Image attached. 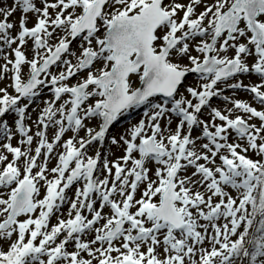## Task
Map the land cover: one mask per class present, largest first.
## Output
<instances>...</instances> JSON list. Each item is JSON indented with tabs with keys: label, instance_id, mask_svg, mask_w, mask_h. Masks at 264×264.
Segmentation results:
<instances>
[{
	"label": "snow or ice",
	"instance_id": "6c2138e0",
	"mask_svg": "<svg viewBox=\"0 0 264 264\" xmlns=\"http://www.w3.org/2000/svg\"><path fill=\"white\" fill-rule=\"evenodd\" d=\"M0 85V264H264V0H13Z\"/></svg>",
	"mask_w": 264,
	"mask_h": 264
},
{
	"label": "rangeland",
	"instance_id": "374dc122",
	"mask_svg": "<svg viewBox=\"0 0 264 264\" xmlns=\"http://www.w3.org/2000/svg\"><path fill=\"white\" fill-rule=\"evenodd\" d=\"M184 2H186V0H184ZM11 7L13 6V0H0V7ZM21 18V13L20 11H17L16 13L13 14L12 17H10V21L13 22L14 24L18 25L19 21ZM32 23H34V18L32 20L29 21V26L32 25ZM79 44V40L75 41L73 43V48L76 49L77 46ZM29 57L31 56V50L29 48L28 53ZM239 79L243 80V83L245 85H249V84H254L257 83L259 81V78L255 75H243L241 77H239ZM7 81H5L6 83ZM196 83V79L195 77H190L189 79L186 80L185 86L187 85H194ZM3 86V85H0ZM183 91V88L180 90ZM224 95H227L229 97H233L235 99H239V100H243L249 103H252L253 106H257L259 107L258 103H256L253 100V97L251 94H249L248 92L244 91V90H236L235 92H233V90L229 89L227 92L224 93ZM47 98V95L39 98L37 100V104L39 105V107H37L36 104L33 105L32 108L29 109L31 115H32V119L35 120L37 113L40 111V108L43 107V100ZM212 104L214 107H218L221 109H225V108H230L231 104L224 101L221 98H214L212 101ZM34 109V110H33ZM145 110H148V107H146L143 111H139L137 114L134 113L130 116H128L127 118H125L123 121L117 123L116 125H113V127L110 129V136H115L117 139L120 137V135H122L131 125L138 123L143 117V113ZM6 119L9 120V123L12 122V120L14 119V116L12 115H6L5 117ZM204 119H208V114L207 111L205 110L204 115H203ZM256 123H258V121H254ZM29 123H31V121H29ZM93 124H95V121L93 122ZM173 129L175 128V122L172 125ZM199 130H195L193 132V135H199ZM50 135H51V130H50ZM69 135H71V133H69ZM81 135H83V133H81ZM16 143V140H13V144ZM96 150L101 151L102 153H105L109 156V158L114 159L116 157H119L120 155L123 154V150L121 147H117L116 145H112L110 143V140H106L103 144V146L100 145H94L90 151L91 152H95ZM71 194V193H69ZM53 223H55V220H53Z\"/></svg>",
	"mask_w": 264,
	"mask_h": 264
},
{
	"label": "trees",
	"instance_id": "16d2710c",
	"mask_svg": "<svg viewBox=\"0 0 264 264\" xmlns=\"http://www.w3.org/2000/svg\"><path fill=\"white\" fill-rule=\"evenodd\" d=\"M134 110H131L130 112H127L126 115L124 116V118H127L128 116H130L132 114L131 112L134 111Z\"/></svg>",
	"mask_w": 264,
	"mask_h": 264
},
{
	"label": "water",
	"instance_id": "95a60500",
	"mask_svg": "<svg viewBox=\"0 0 264 264\" xmlns=\"http://www.w3.org/2000/svg\"><path fill=\"white\" fill-rule=\"evenodd\" d=\"M191 76H192V75L190 74L188 78H190ZM188 78H187V79H188ZM187 79H186V80H187ZM118 121H119V119L114 123V125H116V124L118 123Z\"/></svg>",
	"mask_w": 264,
	"mask_h": 264
}]
</instances>
